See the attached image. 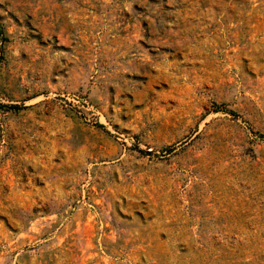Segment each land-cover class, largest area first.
I'll list each match as a JSON object with an SVG mask.
<instances>
[{
  "label": "rangeland",
  "instance_id": "obj_1",
  "mask_svg": "<svg viewBox=\"0 0 264 264\" xmlns=\"http://www.w3.org/2000/svg\"><path fill=\"white\" fill-rule=\"evenodd\" d=\"M0 264H264V0H0Z\"/></svg>",
  "mask_w": 264,
  "mask_h": 264
}]
</instances>
